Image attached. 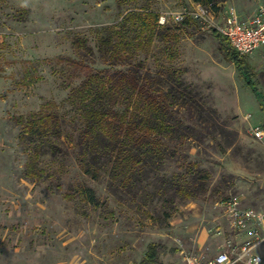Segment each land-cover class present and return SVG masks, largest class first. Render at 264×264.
I'll return each mask as SVG.
<instances>
[{
  "label": "rangeland",
  "instance_id": "obj_1",
  "mask_svg": "<svg viewBox=\"0 0 264 264\" xmlns=\"http://www.w3.org/2000/svg\"><path fill=\"white\" fill-rule=\"evenodd\" d=\"M217 2L243 18L264 6ZM194 3L0 0V264H140L152 242L151 264H180L230 228L223 198L264 210V48L239 68L219 32L159 22ZM129 69L159 86L171 127L163 159L134 170L101 155V136L80 139L86 78Z\"/></svg>",
  "mask_w": 264,
  "mask_h": 264
},
{
  "label": "trees",
  "instance_id": "obj_2",
  "mask_svg": "<svg viewBox=\"0 0 264 264\" xmlns=\"http://www.w3.org/2000/svg\"><path fill=\"white\" fill-rule=\"evenodd\" d=\"M195 2L210 6L214 11L221 9L217 0ZM212 32L216 31L212 29ZM217 35L222 36L220 33ZM223 37L224 40L218 37V41L225 57L239 68L247 65V55H240ZM131 70L113 74L91 72L78 91V98L85 105L81 114L84 122L80 132L81 143L85 141L84 146L91 147V138L101 136L104 139L101 155L119 158L121 163L134 170L135 164L143 165L146 157L157 158L156 161L163 159L166 146L162 137L171 127L163 119L167 109L160 98L159 86H153L146 79L142 81ZM80 161L83 162V158ZM91 169L86 166L84 171L96 177V171L94 173ZM86 194L89 200L94 201L90 189ZM157 247V243H150L140 264L159 263Z\"/></svg>",
  "mask_w": 264,
  "mask_h": 264
},
{
  "label": "built area",
  "instance_id": "obj_3",
  "mask_svg": "<svg viewBox=\"0 0 264 264\" xmlns=\"http://www.w3.org/2000/svg\"><path fill=\"white\" fill-rule=\"evenodd\" d=\"M171 17L176 22L186 19L197 22L204 29H214L225 36L240 55L252 54L264 48V6L242 18L235 9L228 7L214 11L210 6L195 2L192 7L184 8L169 15L161 14L159 22L165 23ZM256 138L264 137V128H252ZM229 218L232 230L243 234L241 239L227 237L217 253L204 257L195 252H186L184 264H261L262 257L255 249L264 242V210L243 205L238 195H229L220 201ZM216 232L223 234L220 225L215 226ZM210 231V230H209Z\"/></svg>",
  "mask_w": 264,
  "mask_h": 264
},
{
  "label": "crops",
  "instance_id": "obj_4",
  "mask_svg": "<svg viewBox=\"0 0 264 264\" xmlns=\"http://www.w3.org/2000/svg\"><path fill=\"white\" fill-rule=\"evenodd\" d=\"M241 17H242V16H241ZM242 18H243V17H242ZM226 217H227L228 222H229V218H228L227 215H226ZM229 224H230V223H229ZM218 225H220V228L222 229L223 234H219V233L216 234L217 236H219V240H218L213 246H211V245L208 246V247L210 248V253H211V251L213 252V254L210 255V256L215 255V254L217 253V251L220 250L221 245L223 244L224 240L227 238L226 235H228V237H231L232 239H241V237L243 236V234L238 233V232L232 230L231 227H230L228 230H227V229L225 230L224 227L221 226V224H218ZM215 229H216V228H215ZM216 230H217V229H216ZM205 233H206V237H208V236H209V230L206 229V228H205ZM226 233H227V234H226ZM205 244H206L205 240H203V242H198V246H199V250L201 251V252H200L201 254H202V252H203V251H202V247H203ZM213 247H214V249H213ZM210 256H209V257H210ZM180 264H184L183 256H182V259H181Z\"/></svg>",
  "mask_w": 264,
  "mask_h": 264
}]
</instances>
